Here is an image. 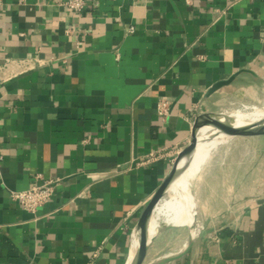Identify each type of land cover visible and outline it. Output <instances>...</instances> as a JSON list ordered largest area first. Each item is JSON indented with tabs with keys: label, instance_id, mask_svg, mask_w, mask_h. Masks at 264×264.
<instances>
[{
	"label": "crops",
	"instance_id": "crops-1",
	"mask_svg": "<svg viewBox=\"0 0 264 264\" xmlns=\"http://www.w3.org/2000/svg\"><path fill=\"white\" fill-rule=\"evenodd\" d=\"M65 1L0 0V264H126L198 112L264 104V0H87L82 14ZM252 139L194 182L201 230L167 264H264V135ZM52 178L36 214L10 196Z\"/></svg>",
	"mask_w": 264,
	"mask_h": 264
},
{
	"label": "bare ground",
	"instance_id": "bare-ground-1",
	"mask_svg": "<svg viewBox=\"0 0 264 264\" xmlns=\"http://www.w3.org/2000/svg\"><path fill=\"white\" fill-rule=\"evenodd\" d=\"M225 113L231 115L234 118L235 124L239 126L247 124L259 126L264 122V105L243 102L236 108L227 110ZM234 138V135L221 128L209 125L201 129L199 143L192 159L187 163L183 169L184 171L173 182L167 195L159 201L153 212L149 222L150 240L158 237L164 225L177 226V228L183 229L189 228V230L191 228L192 235H198L201 230V224L198 220L199 200L193 188L194 182L201 179L202 173L206 170L207 165L215 156L219 147L229 145ZM184 162L186 161H183L181 166L184 165ZM216 163L218 164V162ZM216 163L214 162V164ZM135 231L133 232V236ZM186 243L187 240L185 238L181 247L183 248ZM139 244L140 234L131 242L129 264H132L137 257ZM170 254H173V252H170L168 255ZM154 262H157V260L153 261L152 264Z\"/></svg>",
	"mask_w": 264,
	"mask_h": 264
},
{
	"label": "water",
	"instance_id": "water-1",
	"mask_svg": "<svg viewBox=\"0 0 264 264\" xmlns=\"http://www.w3.org/2000/svg\"><path fill=\"white\" fill-rule=\"evenodd\" d=\"M239 73L233 75L229 80L220 81L214 84L207 92L206 97H210L214 92H216L220 88L232 83ZM209 125L216 128H221L231 133L235 137L264 135V122H262L261 125L259 126H254L250 124L239 126L235 124L234 118L229 114L218 111H211L204 113L198 112V115L195 119V123L193 126L191 140L177 156L171 171L169 172V174L167 175L161 186L158 188L154 196L151 198L150 202L147 204V206L143 210L138 220L135 229L140 230V244H139L137 257L132 262V264H145L150 245L156 239V238H152L150 240L149 238V224H150L149 222L153 215V212L159 201L165 195H167L169 188L171 187L173 182L184 171L183 169L186 167L187 163L192 159L194 152L199 143V133L201 129ZM183 161L186 162H184V165L181 166V163ZM173 228H177V226L164 225L162 226L159 234L164 230H170ZM134 230L132 231V233L134 232ZM193 238L194 236L192 235L190 228L189 241L186 243L185 248L177 255H164L158 258L157 262H155L154 264H167L168 262L173 261L178 257L184 255L192 245ZM129 261L130 260L128 257L126 264H129Z\"/></svg>",
	"mask_w": 264,
	"mask_h": 264
},
{
	"label": "built area",
	"instance_id": "built-area-1",
	"mask_svg": "<svg viewBox=\"0 0 264 264\" xmlns=\"http://www.w3.org/2000/svg\"><path fill=\"white\" fill-rule=\"evenodd\" d=\"M71 10L78 14H82L87 8V0H67L63 2ZM131 28V32L134 31ZM171 102L168 100H161L158 103L157 111L163 118H167L171 114ZM61 178H52L44 180L41 184L32 185L30 188L22 191H11L10 196L14 201L19 202L22 207L33 214H36L41 206L49 202L56 190V187L61 184Z\"/></svg>",
	"mask_w": 264,
	"mask_h": 264
},
{
	"label": "rangeland",
	"instance_id": "rangeland-1",
	"mask_svg": "<svg viewBox=\"0 0 264 264\" xmlns=\"http://www.w3.org/2000/svg\"><path fill=\"white\" fill-rule=\"evenodd\" d=\"M239 104H241L240 102L238 103L237 102H234V101H229V102H226L221 108L220 110H218V112H223L225 113L227 110H231V109H234L236 108ZM260 105H264V104H260ZM229 113V112H228ZM227 114V113H226ZM252 138H258L257 137H254V136H240V137H235L233 139V141L231 142V144L234 142V141H238V140H253ZM230 145V144H229ZM229 145H225V146H222L221 148L219 147V150L217 151L216 154L220 155L222 152L226 151L227 150V147ZM215 154V155H216ZM188 229V230H187ZM135 233H134V236H133V239L138 235L140 234V231L135 229ZM189 231V232H188ZM170 235L171 237L169 238V241L168 243H170L169 247L167 248V250L161 252L159 251L158 252V249L157 246H156V243H151L150 245V248H149V252H148V256L146 258V261H145V264H152L153 261L157 260L156 258L162 256V255H165V254H168L170 253L172 250H173V243L177 242V243H181L184 241V239L186 238L187 242L189 241V235H190V230L189 228H173L172 231H170ZM157 241V240H156ZM155 263V262H154Z\"/></svg>",
	"mask_w": 264,
	"mask_h": 264
}]
</instances>
